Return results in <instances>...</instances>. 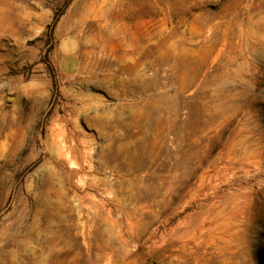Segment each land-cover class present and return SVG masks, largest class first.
<instances>
[{
    "label": "rangeland",
    "instance_id": "374dc122",
    "mask_svg": "<svg viewBox=\"0 0 264 264\" xmlns=\"http://www.w3.org/2000/svg\"><path fill=\"white\" fill-rule=\"evenodd\" d=\"M259 26L264 0H0V264H93L113 200L143 229L120 264H264Z\"/></svg>",
    "mask_w": 264,
    "mask_h": 264
},
{
    "label": "bare ground",
    "instance_id": "6f19581e",
    "mask_svg": "<svg viewBox=\"0 0 264 264\" xmlns=\"http://www.w3.org/2000/svg\"><path fill=\"white\" fill-rule=\"evenodd\" d=\"M240 35H241L240 37L242 38V40H241L242 45H244L245 47L246 46L250 47L253 51H257V49L259 47L264 48V27L259 26L255 29H252V31H249L246 35L245 34H240ZM227 95L228 94H226V96ZM228 97H229V95H228ZM73 166H75V165H73ZM93 174L94 173H92V171H90L88 173L85 171L79 172L78 176L76 175L78 183L85 184L87 182L88 178L91 177ZM69 181L71 183L72 177H70ZM90 186L93 187L94 184L91 183ZM77 197L79 199H81L82 202L85 200H93V198H94V196L89 192L81 194V195H77ZM108 203L111 204L110 209L106 212L100 211V210L96 211L95 217H96V220L98 222H100L101 224H103L105 226L107 233L110 235V240L108 243H102V244H98V246H96L99 249L100 255H97V253L94 252L92 245H90L88 242H85L86 252H85L84 257H85V261L88 263H93V264H120L125 259V254L123 255V253H122V250L124 249V247L129 246L130 241L134 240L135 236L139 235L141 233V231L143 230L140 223H139L141 218L138 215L136 208L128 209L124 203L119 202V201H115V200L110 201ZM223 204H225V203L223 202ZM85 206L89 207L88 204H86ZM236 206L232 207V209H230L228 212L224 211V214H222V217H218L217 219H215V220L213 219L214 221H212L213 222V228L215 230H210V231H214V236L215 235H218V236L222 235V239H223L222 242L223 243L219 246V249L222 251V253L227 251L231 247V239L230 238L233 235V231L235 230V227L233 226V224H237V222L239 221L238 218L240 216L242 217V214L240 215L238 207L236 208ZM210 207L213 209V207H215V204L214 205L210 204ZM210 211H209V213H211ZM209 229H211V228H209ZM177 231H178V229H177ZM219 239H221V237H219ZM134 242H136V241H134ZM214 243H216V242H214ZM234 245H233V247H235ZM237 247L239 248V246H237ZM126 248H128V247H126ZM178 249L179 248H177V250ZM119 253L121 255H119ZM189 253H191V252H189Z\"/></svg>",
    "mask_w": 264,
    "mask_h": 264
},
{
    "label": "crops",
    "instance_id": "0c3cea01",
    "mask_svg": "<svg viewBox=\"0 0 264 264\" xmlns=\"http://www.w3.org/2000/svg\"><path fill=\"white\" fill-rule=\"evenodd\" d=\"M80 49L79 40L71 35L60 39L57 59L62 70L66 74H73L78 66L77 54Z\"/></svg>",
    "mask_w": 264,
    "mask_h": 264
}]
</instances>
